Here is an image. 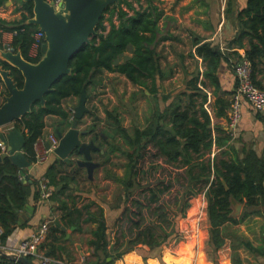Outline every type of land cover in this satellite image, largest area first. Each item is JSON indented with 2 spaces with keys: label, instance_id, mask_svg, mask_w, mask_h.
<instances>
[{
  "label": "trees",
  "instance_id": "16d2710c",
  "mask_svg": "<svg viewBox=\"0 0 264 264\" xmlns=\"http://www.w3.org/2000/svg\"><path fill=\"white\" fill-rule=\"evenodd\" d=\"M8 2L13 3L14 12L19 13L21 18L13 21L0 18V50L4 49L3 34L14 33L11 48L21 52L25 60L38 64L44 57L43 45L34 57L30 56L35 36L40 31L39 27L28 23L35 16L34 4L23 0H0V9H7ZM163 16V10L153 0H120L117 6L110 7L102 17L91 44L85 45L71 60V74L59 79L53 85V90L46 95L45 106L37 103L30 114L15 122L14 130L21 131L26 138L23 152L27 160L35 164L36 145L46 128V118L56 116L67 122L70 114L64 106L66 102L80 98L84 89L88 97L90 88L102 81L98 79L101 73L122 75L133 86L147 90L157 101L160 98L167 103L172 98L173 101L164 110L160 106L153 110L147 126L143 130L136 129L133 136L115 122L116 131L133 149L132 153L126 154L128 165L125 176L116 179L124 192V199L120 198V201L124 200V209L115 225L120 232L112 238L104 211L95 214L97 229L90 244L97 260L88 264H114L128 252L136 250L156 253L179 236L178 218L186 216L191 199L200 194H205L208 204L209 246L214 264H219L217 253L233 237H237L240 245L251 253L264 256V249L256 248L241 239L235 231L227 233L229 229L244 224L253 214L262 215L264 157L247 145L238 149L236 143L242 140H235L229 131L213 123V117L206 108L207 95L199 86L203 83L202 74L191 79L187 88L179 91L177 97L170 94L161 96L163 83L169 75H173V70H164L162 60L165 57L162 51H158L161 41L159 35L162 33L159 23ZM115 17L118 24L114 22ZM107 20L109 28L106 26ZM238 20L241 30L231 45L243 49L246 40L249 41L245 58L251 64L254 85L264 92V86L257 79L258 74H264L260 69L264 60V0H248ZM194 47L195 54L192 56L206 65L204 77L217 85L218 70L223 61L230 58L218 47L199 38L194 39ZM233 56L234 66L243 59V56L237 54ZM0 68L10 71L20 89L24 87V78L19 70L1 58ZM0 83L4 86L1 77ZM234 94L230 101L219 100L218 117L229 120L227 110H231ZM0 96H7L6 89L0 91ZM257 118L264 121L261 113L257 114ZM99 137L96 135L95 140L98 141ZM215 148L221 151L213 156ZM72 164L58 161L53 165L47 175L49 185L57 189L65 184L64 188L68 189L76 178L61 174L64 167ZM177 185L182 189L178 191ZM32 187L36 189V199H39L40 182L33 181ZM29 194L30 186L23 183L21 170L9 156H3L0 162L1 245L6 243L18 227ZM167 196L177 197L176 202H164ZM62 204L65 218H71L75 213L80 217L83 215L80 210L71 213L65 202ZM236 204L244 206L239 217H235ZM125 225L128 228L123 230ZM64 236L65 232L54 223L41 249L44 252L56 249L55 244ZM111 241L113 247L109 250ZM237 249L236 245H232V263L243 264ZM165 255L170 263L171 255L169 252ZM0 264L18 263L0 257ZM224 264L230 263L225 260Z\"/></svg>",
  "mask_w": 264,
  "mask_h": 264
},
{
  "label": "crops",
  "instance_id": "0c3cea01",
  "mask_svg": "<svg viewBox=\"0 0 264 264\" xmlns=\"http://www.w3.org/2000/svg\"><path fill=\"white\" fill-rule=\"evenodd\" d=\"M153 2L164 12V16L159 23L162 33L159 35L161 41L158 45V51H162V54L165 57V59L162 60L164 70L168 69L169 72L173 70V75H169L168 79L165 80V87L171 84L175 85V89L178 88V91L184 90L187 88V83L191 79L196 77L199 73L202 74L203 76L201 77V80L203 83L202 85L199 84V86L204 90V94L207 95L208 101L206 103V108L213 117V123L217 127L229 131V120L217 116L219 110L218 102L220 99L230 101L237 88L233 60L235 57L233 55L237 54L239 56H245V51L249 48L248 40L244 43L245 48L243 49L236 45H231L240 33L241 29L238 15L247 7L248 0H153ZM14 10L15 6L13 3L7 5V9H0V18L8 21L19 20L21 15L15 13ZM197 38L218 47L222 53L230 58V60L223 61L218 70L217 76L219 82L217 85L204 77L207 68L202 60L192 56L195 54L194 39ZM13 39L14 33H4V46L11 47ZM37 50L38 49L36 48H32L30 56L34 57L37 54ZM260 69L264 71V60ZM257 79L258 82L264 86V74H258ZM158 84L160 85V81H158ZM4 89V86L0 83V91L2 92ZM141 90L147 92L144 88ZM172 90L173 89H170L169 92ZM4 99L5 97L0 96V104L4 102ZM229 114L230 111L227 110L228 117ZM257 114L259 113L253 110L248 103H243L242 121L240 123L239 132L234 138L235 140L237 138L242 140L241 143H236L238 149L243 147V145H247L255 149L260 156L264 157V121H260L257 118ZM261 114L264 115V112ZM82 121L83 120L79 122V125L82 124ZM72 122L73 121L70 118L66 122L56 116L47 117L46 128L40 139L43 142L39 143V140L36 145V157L41 154L45 148H48L51 134L56 133L57 129H60L64 133L69 131ZM14 124L15 122L9 126L0 128V135H7L10 131H13L15 128ZM79 129L89 131V129H84L82 126H79ZM91 134L84 137L83 141L90 142L91 140H94L96 145L99 146V139L98 141L95 140V136L98 135L97 132L94 131L93 134ZM0 142L2 141L0 140ZM101 150L102 151L93 152V160L95 163H99L95 159L97 155L99 157H104L105 159L100 164V167L95 170L93 179L89 178L87 169L80 167L77 163L82 159V156L78 154V152L74 153L67 161H65L66 163L73 162L74 164L64 167V171L61 175L76 178L68 189L64 188L65 184H62L57 189L49 185V180L47 179L49 169L58 161L64 162V160L56 155L55 151L50 153L46 162H36L35 164H32V170H26V174L31 181V183H27V185L30 186V194L26 210L21 212L20 218L27 213V208L29 206L33 207L35 212L27 222L21 224L19 221L18 227L9 236L6 243L4 245L0 244V251L7 255H14V252L22 242L32 239L40 232L42 227L48 224V232L44 241L38 248L39 253L46 256L50 253L47 257H50L55 261L56 263L54 264H88L96 261L95 250L90 244L94 239L93 233L97 229V219L94 217L95 214L93 211L95 209H99L100 211L103 210L106 224L110 230H113L124 209V200L120 201L121 197L124 199V192L116 181V179H118L116 176L117 174L109 167V163L112 162V156L114 153L109 152L106 154L103 147ZM220 151L221 150L215 148L213 156ZM23 179L24 178L22 177V180ZM97 180H100L103 184H115L121 190L118 202L116 201L114 203H112L114 194L112 192L113 187L105 191V193L108 191L110 193L109 195L105 194L106 197H104L107 199L106 205H109L108 207H110V210H106V207H104L100 201H95L96 198L94 197L93 192L91 193V191L89 192L82 188L85 183L93 184L96 183ZM33 181L40 182V184L42 182L47 184L48 187L53 190L51 197L43 199L40 196L39 199H36V189L32 187ZM53 196L54 199H52ZM203 196L206 199L205 194ZM63 202H65V205L71 213L80 210L83 212V215L80 217L79 214L75 213L71 218H65V214L62 211ZM205 203L207 213V200ZM112 204H115L114 207H111L113 206ZM243 209L244 206L242 205L241 213ZM261 212L262 215L257 216L253 221V224L255 225L254 230L249 236V239L253 244L255 243L254 247L256 248L261 245V240H259L258 237L260 238L261 235H264L262 231V228H264V212ZM63 219L64 222L62 221ZM56 221H60L62 226L66 228V231H63L60 228L65 232V236L61 241L55 244L56 249H49L48 252H44L41 249V246L47 241L49 230ZM228 244L229 242H227L225 248L219 250L217 253L219 264H224V259L228 260L231 264V261L229 260L230 250L228 249ZM186 246L187 244H185L184 247L186 248ZM162 248L153 254L142 250L131 251L125 254L121 259L117 260L114 264H179L180 261L177 257L180 250H183L182 246L181 248L179 247L178 252L176 253H172L168 249L163 250ZM109 250H111V245H109ZM166 252H169L172 256L170 263L166 262ZM222 253H225L224 257ZM206 254L207 259L203 254L205 264H214L209 259L207 251ZM241 257L243 264H264V256L259 254H257L256 257V254L241 253ZM31 258H33V260ZM31 258L29 257L34 264H41L36 257ZM172 259L174 260L172 261ZM195 259L196 260L192 261L190 264L203 263L199 255Z\"/></svg>",
  "mask_w": 264,
  "mask_h": 264
},
{
  "label": "water",
  "instance_id": "95a60500",
  "mask_svg": "<svg viewBox=\"0 0 264 264\" xmlns=\"http://www.w3.org/2000/svg\"><path fill=\"white\" fill-rule=\"evenodd\" d=\"M23 1L34 4L35 16L28 23L39 27L45 34V43L42 46L44 57L38 64H33L25 60L21 52H15L9 46H4V49L0 50L1 59L19 70L24 78V87L20 89L11 77L10 71L0 68V77L7 91L4 102L0 104V128L26 117L37 103L45 106V97L53 90V85L63 76L71 74V60L85 45L91 44L105 12L120 2V0H64L62 8L56 10L46 0ZM11 4L12 2H8L7 5ZM86 104L87 93L84 89L78 106L73 108L75 118L71 128L65 133L60 129L56 131L60 143L55 153L60 159L67 161L70 156L78 152L82 159L77 163L80 167L87 169L89 178L93 179L95 170L100 167V164L93 160V152H98L101 148L94 140L83 141L84 137L91 134L88 130L79 129V122L89 112ZM0 140L7 146L8 156L12 162L21 170L23 183H31L26 170H32L33 165L23 152L26 143L24 134L15 129L7 135L1 134ZM48 147H50L49 143ZM2 161L3 156L0 155V162ZM223 184L228 189L226 183ZM236 205L235 217H238L242 205ZM34 212L35 209L29 206L27 213L21 216L20 223L27 222ZM55 224L66 231L60 221H56ZM49 255L50 253L47 254ZM0 257L18 264H34L27 257L7 255L2 251H0Z\"/></svg>",
  "mask_w": 264,
  "mask_h": 264
},
{
  "label": "rangeland",
  "instance_id": "374dc122",
  "mask_svg": "<svg viewBox=\"0 0 264 264\" xmlns=\"http://www.w3.org/2000/svg\"><path fill=\"white\" fill-rule=\"evenodd\" d=\"M135 7L138 9L139 5L135 4ZM124 8L126 9V7ZM107 19H109V15H107ZM114 22L118 24L116 17L114 18ZM106 26L108 28L110 27L108 20L106 22ZM98 79H101L102 81L99 85L90 88L86 104L89 112L85 114L82 124L79 126L84 127V129H92L93 132H97L100 136L98 144L103 147L105 153H114L112 156V162L109 163V167L113 172L115 171L117 174L116 176L119 179L124 177L126 174V168L128 165L126 154L132 153L133 149L125 143L123 138L120 136V133L116 131L115 122H118L121 129H124L130 136H133L136 129L143 130L147 126L149 118H151L153 114V110L157 109L158 106L164 110V108H166L173 101V98L168 103L161 98L157 101V98L151 96L148 91L144 92L138 87L133 86L130 81L119 74L104 72L98 75ZM175 87V85L171 84L165 87L164 82L161 90V96L170 94L177 97L180 92L178 91V88L175 89ZM170 89L173 90L169 92ZM79 101L80 98H75L74 100H71V102H66L64 105L66 110L69 112L70 119L72 121L74 120L73 118H75L72 113L73 108L78 106ZM14 126H16V123ZM95 159L99 162V164L105 160L104 157H99L98 155ZM116 186L117 185L115 184H103V182L97 180V182L93 184L85 183L82 188L89 192L91 191V193L93 192L94 197L96 198L95 201H100L101 204L106 207V210H110V207H108L109 205H106L107 199L104 198L106 197L105 194L109 195L110 193L109 191L105 193V191L113 187L112 192L114 194L112 203L116 201L118 202V197L122 188L120 190V188ZM177 188L178 191L182 189L179 185H177ZM203 195L204 194H201L191 199L190 207L187 210L186 216L184 218H178L177 226L180 232L179 236L164 245L162 248L163 250L168 249L172 253H176L178 252L179 247L181 248L182 246L183 250H180L177 257L180 261L179 264H190L192 261L196 260L195 258L198 255L203 262L202 264H205L203 256L205 255L207 259L206 251L209 259L213 262L211 257L213 253L209 246V226L208 215L206 213V199ZM176 200L177 197L175 199V196H167L165 197L164 202L167 201L170 204H174ZM114 205L111 207H114ZM154 209L151 210V212H153ZM261 211L264 212V208H262ZM93 213L99 215L100 210L95 209ZM256 217L257 216L253 214L245 224L237 228H231L227 233L231 234L235 231L238 237L252 243V245H255V243L253 244V242L249 239V236L253 233L255 226L253 221ZM125 228L128 227L125 225L123 230H125ZM262 231L264 233V228H262ZM118 232H120V230L116 227L113 230H110L112 238L117 237ZM258 239L261 240V245L258 246V248L264 249V235H261ZM237 240V237L229 239L228 249L230 250L229 260L231 261V264H233L232 245H236L238 247L237 253L239 256H241V253L253 254L247 250L245 246L240 245V242ZM185 244H187L186 248L184 247ZM112 247L113 242L111 241V249ZM223 248H225V246ZM222 255L224 257L225 253H222ZM217 260L219 261V257ZM225 260L226 259H224V261ZM166 262L168 261L166 260Z\"/></svg>",
  "mask_w": 264,
  "mask_h": 264
},
{
  "label": "built area",
  "instance_id": "2783aa9c",
  "mask_svg": "<svg viewBox=\"0 0 264 264\" xmlns=\"http://www.w3.org/2000/svg\"><path fill=\"white\" fill-rule=\"evenodd\" d=\"M48 3L52 4L56 10H60L64 3V0H46ZM140 9V7L138 8ZM45 42V34L42 31H39L35 36V45L34 48L39 49L41 45ZM235 75L237 79V88L233 96V103L229 114V131L233 137L239 132L240 123L242 121V109L243 103H248L253 110L258 113L264 112V92L259 90L253 83L251 74V64L243 56V59L235 65ZM75 116V111H72ZM74 119V118H73ZM43 141H39L41 143ZM59 139L56 133L50 135L49 145L47 149L37 155V163H44L49 158L50 153H53L55 149L59 146ZM0 155L5 156L9 155L7 146L4 143L0 142ZM53 190H51L47 184L43 182L40 184V193L41 198L48 199L51 197ZM52 224V223H50ZM48 224L42 227L40 232L35 235L32 239L26 240L21 243V245L14 252V255L21 257H36L41 264H54L56 263L50 257L39 253V246L44 241L45 236L48 232Z\"/></svg>",
  "mask_w": 264,
  "mask_h": 264
},
{
  "label": "flooded vegetation",
  "instance_id": "af4514ba",
  "mask_svg": "<svg viewBox=\"0 0 264 264\" xmlns=\"http://www.w3.org/2000/svg\"><path fill=\"white\" fill-rule=\"evenodd\" d=\"M89 131L93 134V130H92V129H89ZM92 134H91V135H92ZM100 151H102V150H100Z\"/></svg>",
  "mask_w": 264,
  "mask_h": 264
}]
</instances>
